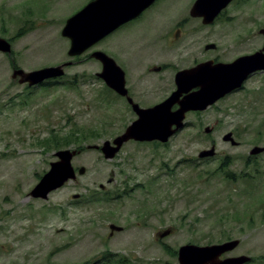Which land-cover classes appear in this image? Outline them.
I'll list each match as a JSON object with an SVG mask.
<instances>
[{
  "label": "rangeland",
  "instance_id": "rangeland-1",
  "mask_svg": "<svg viewBox=\"0 0 264 264\" xmlns=\"http://www.w3.org/2000/svg\"><path fill=\"white\" fill-rule=\"evenodd\" d=\"M90 1L0 0V38L13 49L0 52V264H179L183 245L233 240L240 244L225 257L246 255L249 264H264V152L250 155L264 147L260 78L204 112L188 113L167 143L129 141L106 160L87 147L112 142L137 115L97 76L103 67L90 55L102 51L103 42L68 56L62 30ZM195 1L158 0L144 17L157 18L149 33L184 17L186 28L203 27L190 15ZM225 12L205 26L208 34H222V61L255 52L264 0H235ZM133 24L129 31L143 26ZM248 33L241 45V34ZM69 61L63 77L38 87L12 78L15 69ZM228 133L237 146L223 140ZM212 147L213 157L199 158ZM65 149L81 151L72 165L86 172L47 200L30 196L57 161L55 153ZM167 229L171 235L158 238Z\"/></svg>",
  "mask_w": 264,
  "mask_h": 264
},
{
  "label": "water",
  "instance_id": "water-1",
  "mask_svg": "<svg viewBox=\"0 0 264 264\" xmlns=\"http://www.w3.org/2000/svg\"><path fill=\"white\" fill-rule=\"evenodd\" d=\"M157 0H92L80 11L69 17L61 35L70 41L68 56L80 57L89 49L100 43L105 37L118 30L123 25L137 19L150 8ZM233 0H196L191 8V16L203 18L206 25L213 24L217 16L229 6ZM12 44L0 38V52L12 54ZM91 58L100 61L103 69L97 76L105 81L107 86L121 96H127L125 88V74L123 70L101 51H95ZM69 61L59 66L46 67L27 72L15 69L12 74L14 80L21 85L29 87L38 86L45 81L61 78L65 75V68L72 66ZM264 70L263 50L253 55H246L232 63L212 62L199 64L196 67L180 71L175 83L177 90L162 104L141 109L132 103L137 119L129 125L124 133L112 142L105 141L103 145L88 146L89 150L101 151L106 160H112L129 141L167 143L174 135L184 128L186 116L190 112H204L221 99L240 89L249 76L257 71ZM198 88L196 92H192ZM183 95H185L183 97ZM183 97V98H182ZM178 109L172 110L174 106ZM206 133L212 129L207 128ZM225 142L237 146L232 133L223 137ZM264 147H254L250 155H259ZM81 151L65 149L55 153L57 161L52 162L50 170L42 177L40 182L30 192L33 198L47 200L49 195L77 179V172L72 165L75 156ZM215 155V148L202 151L199 158H208ZM86 172L84 167L78 170L81 176ZM75 195L74 198H77ZM112 232L122 231L121 227L110 225ZM171 229L158 234L164 239L170 236ZM240 244L239 240L227 241L221 244L199 246L186 244L178 250L179 264H249L252 258L246 255L227 257L222 256L233 252Z\"/></svg>",
  "mask_w": 264,
  "mask_h": 264
},
{
  "label": "flooded vegetation",
  "instance_id": "flooded-vegetation-1",
  "mask_svg": "<svg viewBox=\"0 0 264 264\" xmlns=\"http://www.w3.org/2000/svg\"><path fill=\"white\" fill-rule=\"evenodd\" d=\"M234 1L235 0H233L229 6ZM157 2L158 0L137 19L123 25L101 41L104 43V48L100 51L113 59L123 70L125 74V88L127 89L128 95L121 96L109 86H107V89L121 99L124 105L133 112V106L132 103L129 102V98L141 109L154 108L166 101L177 90L175 80L180 71L189 70L199 64L209 62H212L213 65L218 63H232L240 57L253 55L260 50H263L264 54V27L259 30V35L261 37L260 47L253 53L248 52L239 55L230 61H222L221 59L220 47L222 45V34L217 29H214L213 33L208 34L205 26L209 25L203 23V18H196L204 25L201 28H186L185 26L188 25L189 22L184 17L175 25L159 28L157 33L153 36L149 32L155 27L157 18L154 16H146L147 18L144 19V17L147 11L151 10ZM228 7L217 16L215 21L226 13L225 11H227ZM133 23H141L143 26L134 31H129ZM116 34L120 35L118 45L114 44L112 40L113 37H116ZM141 36L143 37L142 40ZM250 36L249 33L246 35L241 34L239 39L242 42L241 45H244L245 39ZM94 47L89 50H92ZM172 61L177 62V65H172ZM15 68L17 67L13 66V69ZM255 77L260 78L261 86L258 88L261 90L264 97V70L252 73L247 81ZM244 85L241 89L235 90L230 95L243 91ZM197 90L198 88L194 89L192 92H196ZM184 96L185 95H183V97ZM176 109H178L177 105L172 108V110ZM224 258L227 257L223 255L222 259Z\"/></svg>",
  "mask_w": 264,
  "mask_h": 264
},
{
  "label": "trees",
  "instance_id": "trees-1",
  "mask_svg": "<svg viewBox=\"0 0 264 264\" xmlns=\"http://www.w3.org/2000/svg\"><path fill=\"white\" fill-rule=\"evenodd\" d=\"M64 144H67V145H64V146H69L70 145V141L69 142H66V143H64ZM60 145H62V144H56V146H60ZM226 162L224 161V164H225Z\"/></svg>",
  "mask_w": 264,
  "mask_h": 264
}]
</instances>
